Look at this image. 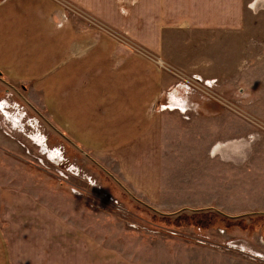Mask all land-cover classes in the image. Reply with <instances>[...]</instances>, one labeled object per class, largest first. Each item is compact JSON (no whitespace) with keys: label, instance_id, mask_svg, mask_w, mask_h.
<instances>
[{"label":"rangeland","instance_id":"rangeland-1","mask_svg":"<svg viewBox=\"0 0 264 264\" xmlns=\"http://www.w3.org/2000/svg\"><path fill=\"white\" fill-rule=\"evenodd\" d=\"M52 1L59 8L60 21L66 13V22L79 32L108 35L120 50L145 56L160 70L174 74L177 81L167 90L165 100L172 99L169 93L173 90L175 104L180 106L186 104L184 91H196L214 104L226 106L229 121H223L220 127L213 122V135L241 132L243 128L239 141H244V151L239 156L231 152L227 159L213 161L210 174L207 169L204 175L196 172L190 176L193 161L189 163L187 157L176 159L174 166L165 169L162 187L179 190L163 194L160 204L164 206L157 207L158 211L174 213L183 207L211 206L234 216L264 212V0L247 1L254 9L253 15L239 29L167 33L162 54L144 46L130 31L110 25L72 0ZM123 41L133 49L124 48L120 44ZM188 56L199 57L191 70L173 62ZM204 68L211 71L204 74ZM195 76L201 77V83L193 81ZM187 79L191 87L175 89ZM8 80L51 119L41 90ZM88 153L95 156L94 152ZM97 161L105 167L109 164ZM0 200L4 201L2 205L0 202V226L5 231L0 235L12 238L7 241L12 249H43L42 234L49 237L53 233L59 238L63 219L70 222L71 234H91L102 244L117 246L135 262L264 264V214L246 216L243 227L218 222L206 229L178 228L154 221L153 216L161 214L131 197L1 81ZM183 212L192 213L189 209ZM22 258L30 259L32 264H51L49 255L38 251Z\"/></svg>","mask_w":264,"mask_h":264},{"label":"crops","instance_id":"crops-1","mask_svg":"<svg viewBox=\"0 0 264 264\" xmlns=\"http://www.w3.org/2000/svg\"><path fill=\"white\" fill-rule=\"evenodd\" d=\"M72 1L110 25L130 31L159 54L167 33L239 29L254 10L248 0ZM58 12L52 0H0V72L5 79L41 90L51 119L43 114L87 153L94 152L96 161H108L107 167L97 162L133 195L155 209L163 207V194L179 190L162 187L163 171L176 159L193 161L190 176L204 175L207 169L211 173L213 161L244 151V141H239L243 128L213 135V122L220 127L229 121L226 106L196 91H184L186 112L161 108L174 101L165 100L177 81L174 74L160 70L145 56L120 50L108 35L79 32L60 21ZM198 58L180 57L173 62L191 70ZM207 71L211 69L202 72ZM69 223L61 219L59 238L43 233V249H12L7 243L12 238H2L5 231L0 226V264H32L22 257L37 251L48 254L51 264H157L135 262L117 246L102 244L91 234H71Z\"/></svg>","mask_w":264,"mask_h":264},{"label":"trees","instance_id":"trees-1","mask_svg":"<svg viewBox=\"0 0 264 264\" xmlns=\"http://www.w3.org/2000/svg\"><path fill=\"white\" fill-rule=\"evenodd\" d=\"M264 218V217H261ZM153 220L156 222H161L167 224L169 226L174 227H190L197 226L201 228H210L214 226L216 223L221 222L225 226L235 225V226H245V220L236 219V218H228L226 216L221 215L220 213L212 210H202L200 212H180L175 216H165V215H157L153 216Z\"/></svg>","mask_w":264,"mask_h":264},{"label":"water","instance_id":"water-1","mask_svg":"<svg viewBox=\"0 0 264 264\" xmlns=\"http://www.w3.org/2000/svg\"><path fill=\"white\" fill-rule=\"evenodd\" d=\"M0 81L2 83H4L5 85H7L8 87H10L11 89H13L16 93H18L26 102H28L31 107L34 109V111L51 127V129L53 131H55L58 135H60L63 139H65L68 143H70L73 147H75L77 150H79L81 153H83L87 158H89L93 163H95L98 167H100L105 173H107L113 180H115L131 197H133L134 199H136L137 201H139L140 203L144 204L146 207H148L149 209L153 210L156 213H159L161 215H165V216H175L176 214L189 209L192 212H200L202 210H212V211H216L218 213H220L223 216H226L228 218H245L246 216H250V215H254V214H264V212H251V213H246V214H242V215H229L226 214L222 211H220L219 209H217L216 207H206V208H199V209H192V208H185V209H181L177 212L174 213H162L160 211H158L157 209H155L154 207H151L150 205L144 203L143 201L139 200L138 198H136L112 173H110L109 171H107L106 169H104V167H102L89 153H87L83 148H81L77 143H75L72 139H70V137H68L65 133H63L58 127H56L36 106H34L20 91L19 89L12 84L10 81H8L7 79H5L2 75V73L0 72Z\"/></svg>","mask_w":264,"mask_h":264},{"label":"built area","instance_id":"built-area-1","mask_svg":"<svg viewBox=\"0 0 264 264\" xmlns=\"http://www.w3.org/2000/svg\"><path fill=\"white\" fill-rule=\"evenodd\" d=\"M63 16H64V22H66V20L68 19L67 18V15H66V13H63ZM120 44L124 47V48H126V49H128V50H132L133 48L129 45V44H127L126 42H124L123 41V43H121L120 42ZM160 64H161V62H160ZM163 65V64H162ZM191 80H189V79H187V83L186 82H183V83H180L179 82V84H177L176 86H175V89L176 88H178V87H180V86H184V87H191V85L189 84V83H191L190 82ZM193 81L194 82H197V83H201V81H202V79H201V77H199V76H195L194 77V79H193ZM183 84V85H182ZM187 87V88H188ZM170 96H172V98L174 97L173 96V90H171L170 91ZM176 107H178V109H180V110H182V111H184L180 106H178L177 104H175V101H172V102H170V103H168V104H164V105H161V108H176Z\"/></svg>","mask_w":264,"mask_h":264},{"label":"flooded vegetation","instance_id":"flooded-vegetation-1","mask_svg":"<svg viewBox=\"0 0 264 264\" xmlns=\"http://www.w3.org/2000/svg\"><path fill=\"white\" fill-rule=\"evenodd\" d=\"M12 83V82H11ZM13 84V83H12ZM7 86V85H6ZM13 90V89H12ZM14 91V90H13ZM19 91L31 102V100L24 94V92H22L20 89H19ZM24 91V90H23ZM15 92V91H14ZM16 93V92H15ZM19 97H20V99L22 100V101H24V103L29 107V108H31L33 111H34V109L31 107V105L28 103V102H26L18 93H16ZM32 103V102H31ZM33 104V103H32ZM34 105V104H33ZM35 106V105H34ZM35 112V111H34Z\"/></svg>","mask_w":264,"mask_h":264},{"label":"bare ground","instance_id":"bare-ground-1","mask_svg":"<svg viewBox=\"0 0 264 264\" xmlns=\"http://www.w3.org/2000/svg\"><path fill=\"white\" fill-rule=\"evenodd\" d=\"M186 106V105H185ZM187 107H189V105H187ZM187 107H184V105L183 104H181V108L186 112V110H187ZM176 108H178V107H176ZM186 108V109H185Z\"/></svg>","mask_w":264,"mask_h":264}]
</instances>
